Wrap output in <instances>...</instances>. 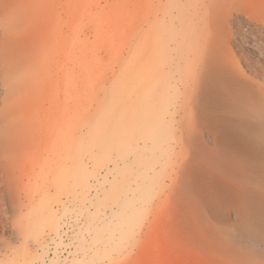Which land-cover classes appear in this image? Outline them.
I'll return each instance as SVG.
<instances>
[{
    "label": "rangeland",
    "instance_id": "374dc122",
    "mask_svg": "<svg viewBox=\"0 0 264 264\" xmlns=\"http://www.w3.org/2000/svg\"><path fill=\"white\" fill-rule=\"evenodd\" d=\"M0 1V264H264V0Z\"/></svg>",
    "mask_w": 264,
    "mask_h": 264
},
{
    "label": "bare ground",
    "instance_id": "6f19581e",
    "mask_svg": "<svg viewBox=\"0 0 264 264\" xmlns=\"http://www.w3.org/2000/svg\"><path fill=\"white\" fill-rule=\"evenodd\" d=\"M20 14L21 10L19 7L11 5L8 1H0V39L15 41L18 38L22 27ZM256 42L257 41H255V43ZM14 50L15 49L10 44H0V80L3 93L0 101L2 105L0 111V142H6L10 139V137L20 140L22 133L20 108L26 98L22 97V93L24 91V86L20 78L22 65L20 61L16 60L15 56L12 55ZM32 67L34 68V66ZM247 91L249 99L256 102L258 95H255L251 90L247 89ZM258 98V100H260L259 96ZM255 110L257 109H250V111ZM229 111H232V109ZM27 130L31 135L35 132V130ZM47 155L50 154L47 152ZM263 160L264 156L259 155L258 152L253 155L252 161H254V163L261 164Z\"/></svg>",
    "mask_w": 264,
    "mask_h": 264
}]
</instances>
